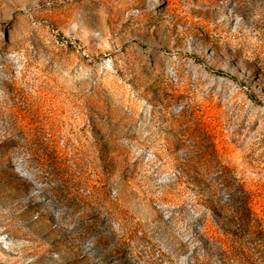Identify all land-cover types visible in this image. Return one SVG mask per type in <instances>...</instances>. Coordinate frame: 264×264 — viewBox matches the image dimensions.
Returning a JSON list of instances; mask_svg holds the SVG:
<instances>
[{
  "label": "rangeland",
  "instance_id": "374dc122",
  "mask_svg": "<svg viewBox=\"0 0 264 264\" xmlns=\"http://www.w3.org/2000/svg\"><path fill=\"white\" fill-rule=\"evenodd\" d=\"M0 264H264V0H0Z\"/></svg>",
  "mask_w": 264,
  "mask_h": 264
}]
</instances>
